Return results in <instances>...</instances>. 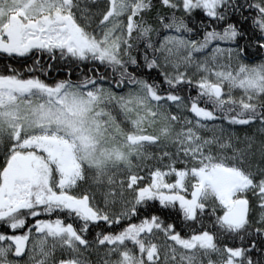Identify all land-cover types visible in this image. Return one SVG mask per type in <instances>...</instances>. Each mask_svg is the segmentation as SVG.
<instances>
[{"label": "snow or ice", "instance_id": "6c2138e0", "mask_svg": "<svg viewBox=\"0 0 264 264\" xmlns=\"http://www.w3.org/2000/svg\"><path fill=\"white\" fill-rule=\"evenodd\" d=\"M0 264H264V0H0Z\"/></svg>", "mask_w": 264, "mask_h": 264}, {"label": "rangeland", "instance_id": "374dc122", "mask_svg": "<svg viewBox=\"0 0 264 264\" xmlns=\"http://www.w3.org/2000/svg\"><path fill=\"white\" fill-rule=\"evenodd\" d=\"M236 131H237L241 136H243V135L245 134V132H248V133H250V134L253 132L252 129H240V128L236 129ZM256 135H257V137H259V133H256ZM92 259L95 260L96 257L93 256Z\"/></svg>", "mask_w": 264, "mask_h": 264}, {"label": "trees", "instance_id": "16d2710c", "mask_svg": "<svg viewBox=\"0 0 264 264\" xmlns=\"http://www.w3.org/2000/svg\"><path fill=\"white\" fill-rule=\"evenodd\" d=\"M154 2H155V0H154ZM53 75H55V73H53Z\"/></svg>", "mask_w": 264, "mask_h": 264}]
</instances>
